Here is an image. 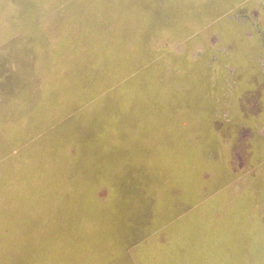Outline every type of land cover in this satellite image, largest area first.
<instances>
[{
	"label": "rangeland",
	"instance_id": "obj_1",
	"mask_svg": "<svg viewBox=\"0 0 264 264\" xmlns=\"http://www.w3.org/2000/svg\"><path fill=\"white\" fill-rule=\"evenodd\" d=\"M260 77L264 0H0V264H264Z\"/></svg>",
	"mask_w": 264,
	"mask_h": 264
},
{
	"label": "crops",
	"instance_id": "obj_2",
	"mask_svg": "<svg viewBox=\"0 0 264 264\" xmlns=\"http://www.w3.org/2000/svg\"><path fill=\"white\" fill-rule=\"evenodd\" d=\"M257 75L262 76L259 71H258ZM258 82H259L258 85H260L261 83L264 84L262 77L258 78ZM232 124H233V122H232ZM254 124H256V123L254 122ZM255 126L256 125H254V126L252 125V127L250 129H252V131H254ZM262 127L264 128V125ZM215 133H217V132H215ZM215 133L213 132L211 134L213 140L216 139ZM263 134H264V131H263ZM188 147L190 149H193L195 151V153H196V151L199 150V146H195L194 144H193V146L188 145ZM249 151L250 152L252 151L251 148ZM232 152H233V150H232ZM195 203H196V201L194 202L193 205H195ZM198 203H199V200H197V204ZM191 206L192 205H190L189 207L192 210ZM181 218L179 220H181ZM216 235L220 236V234H216ZM194 236L196 238V241L194 243V247H184L186 250V256L185 257H187V258L185 259V257H184V259L186 261L181 263V264H194L196 259H200V261H201L200 264H248L245 260L242 261L241 259H238V256L240 254H243V252H244V250H246V248H243V247H227L226 245L218 246L219 244L224 243L225 240L223 239L222 236H220L219 238H216L215 233L214 234H212V233L211 234H207V233L203 234V233L198 232V233H194ZM231 240H229V241L231 242ZM205 241L208 242V245H206ZM210 242L213 243V246H210ZM197 244H200L201 247H195ZM207 247H210V249ZM215 247H222V249L217 251L215 249ZM223 247H226V248H223ZM190 252H192V259L191 260H194V262L187 261V260H189L188 253H190ZM180 254H181V250H180ZM233 254H234L235 258L238 259V260H236V262H232V261L227 259V255L233 256ZM244 255H246V254H244Z\"/></svg>",
	"mask_w": 264,
	"mask_h": 264
}]
</instances>
